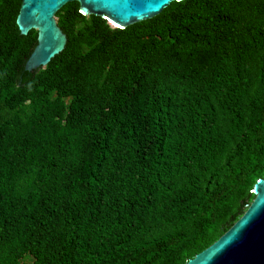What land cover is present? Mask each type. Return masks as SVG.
<instances>
[{"label": "trees", "instance_id": "1", "mask_svg": "<svg viewBox=\"0 0 264 264\" xmlns=\"http://www.w3.org/2000/svg\"><path fill=\"white\" fill-rule=\"evenodd\" d=\"M0 0V264H185L264 176V0L173 2L126 29L56 15L63 52Z\"/></svg>", "mask_w": 264, "mask_h": 264}, {"label": "water", "instance_id": "2", "mask_svg": "<svg viewBox=\"0 0 264 264\" xmlns=\"http://www.w3.org/2000/svg\"><path fill=\"white\" fill-rule=\"evenodd\" d=\"M186 0H22L17 26L20 34L38 32L37 45L25 64L31 72L46 67L66 47L67 35L56 15L68 3L77 2L83 16L106 19L119 29L151 20L173 2ZM244 214L208 248L185 264H264V176L251 192Z\"/></svg>", "mask_w": 264, "mask_h": 264}, {"label": "rangeland", "instance_id": "3", "mask_svg": "<svg viewBox=\"0 0 264 264\" xmlns=\"http://www.w3.org/2000/svg\"><path fill=\"white\" fill-rule=\"evenodd\" d=\"M111 23V22H110ZM112 28H114V26L112 24H110Z\"/></svg>", "mask_w": 264, "mask_h": 264}, {"label": "clouds", "instance_id": "4", "mask_svg": "<svg viewBox=\"0 0 264 264\" xmlns=\"http://www.w3.org/2000/svg\"><path fill=\"white\" fill-rule=\"evenodd\" d=\"M110 23V22H109ZM111 24V23H110ZM113 25V24H112ZM114 26V25H113ZM114 27H116V26H114ZM117 28V27H116Z\"/></svg>", "mask_w": 264, "mask_h": 264}]
</instances>
